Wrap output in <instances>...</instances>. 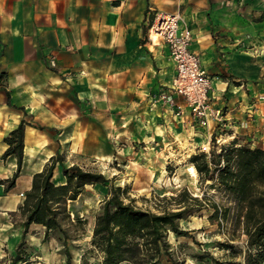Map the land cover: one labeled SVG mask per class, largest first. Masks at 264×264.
Listing matches in <instances>:
<instances>
[{
  "label": "crops",
  "instance_id": "crops-1",
  "mask_svg": "<svg viewBox=\"0 0 264 264\" xmlns=\"http://www.w3.org/2000/svg\"><path fill=\"white\" fill-rule=\"evenodd\" d=\"M158 13L179 14L191 31L190 50L211 79L212 106L222 110L220 145L244 143L254 130L241 122L251 98L264 94V0H0V181L16 170L14 156L1 159L4 139L26 124L19 176L7 192L0 184L4 264L22 239L19 207L32 177L56 154L109 162L131 149L166 163L217 134L216 123L193 124L172 92L169 48L147 38ZM52 181L63 182L60 166ZM43 237L42 226L29 227L31 261L64 262L58 238Z\"/></svg>",
  "mask_w": 264,
  "mask_h": 264
},
{
  "label": "trees",
  "instance_id": "trees-1",
  "mask_svg": "<svg viewBox=\"0 0 264 264\" xmlns=\"http://www.w3.org/2000/svg\"><path fill=\"white\" fill-rule=\"evenodd\" d=\"M21 122L4 142L8 145L1 159H16L12 177L0 181L7 192L15 185L23 161V133ZM200 184L209 182L224 199L219 204L212 197H194L186 188L171 196L155 197L156 213L133 205L126 189L113 185L112 180L100 172L84 170L78 165L67 166L63 155L50 158L44 169L33 175L31 188L24 195L19 213L23 217L22 239L17 244L9 264H36V256L25 242L31 225L44 228L42 242L50 236L62 239L64 264H71V253L64 223L81 224L74 204L87 187H107L99 211L94 215L91 229V247L101 255L99 264H179L174 257L169 235L175 238L193 239L181 223L192 217L207 214L209 222L220 227L230 226L233 232L244 236L243 264H264V148L248 143L230 146L217 145L212 140L208 154L199 152L190 157ZM56 166H60L63 182L52 181ZM127 201V202H126ZM222 248L233 250L229 244ZM198 262L204 259L210 264H224L210 255L194 256ZM82 264H87L82 261Z\"/></svg>",
  "mask_w": 264,
  "mask_h": 264
},
{
  "label": "rangeland",
  "instance_id": "rangeland-1",
  "mask_svg": "<svg viewBox=\"0 0 264 264\" xmlns=\"http://www.w3.org/2000/svg\"><path fill=\"white\" fill-rule=\"evenodd\" d=\"M244 115L245 121H242L241 125L254 129L250 135L241 136L244 143L264 148V94L257 93L251 98ZM220 125L216 127L217 134H213L211 140L225 134L226 128ZM122 145L123 143H119V146ZM138 150L141 148H134V152ZM199 150L200 146L192 147L191 151L185 149L187 152L182 151L178 158H173L174 160L166 163L164 161L153 163L144 158L135 157L132 155L133 150L125 149L109 162L73 155L65 159V164L69 166L68 162H72L84 170L100 172L112 180L113 185L126 189L127 196L133 201V205L143 210L156 213L155 207L159 204L155 197H168L182 188H186L194 197L201 198L205 194L212 197L215 202L225 204L220 194L210 188L209 182L200 184L198 176L193 177L188 170L191 165L190 157L199 153ZM108 187L109 185L98 188L87 187L82 197L74 204L79 218L84 222L64 223V229L68 235L71 264H82V261L87 264L100 262V253L90 245L91 229L94 215L99 211ZM207 218V214H204L201 217H192L181 224L183 229L190 231L193 239L184 238L176 241L169 239L175 252L174 257L179 264H210L206 259L202 262L194 259V256L202 257L207 254L224 264H243L242 252L245 237L233 232L230 226L220 227L216 222H209ZM58 241L60 249L58 248L59 252H56L60 254L62 239ZM220 244H229L233 250L222 248ZM0 264H4L3 260H0ZM45 264H64V262L47 260Z\"/></svg>",
  "mask_w": 264,
  "mask_h": 264
},
{
  "label": "built area",
  "instance_id": "built-area-1",
  "mask_svg": "<svg viewBox=\"0 0 264 264\" xmlns=\"http://www.w3.org/2000/svg\"><path fill=\"white\" fill-rule=\"evenodd\" d=\"M179 14L158 13L148 30L151 44L165 43L169 48L170 59L176 69L172 83V92L181 97L192 123L200 128H207L211 122L222 123V110L212 106V84L206 71L202 68L199 57L190 50L192 34L189 28L180 26ZM160 99L174 105L173 98L161 95ZM181 107L177 106V115ZM215 144L220 145V138L214 137ZM212 140L200 146V152L208 154ZM23 196V195H21Z\"/></svg>",
  "mask_w": 264,
  "mask_h": 264
},
{
  "label": "bare ground",
  "instance_id": "bare-ground-1",
  "mask_svg": "<svg viewBox=\"0 0 264 264\" xmlns=\"http://www.w3.org/2000/svg\"><path fill=\"white\" fill-rule=\"evenodd\" d=\"M188 170H189L190 174H191L193 177L196 176V172H195V170H194V168H193L192 166H190V167L188 168Z\"/></svg>",
  "mask_w": 264,
  "mask_h": 264
}]
</instances>
